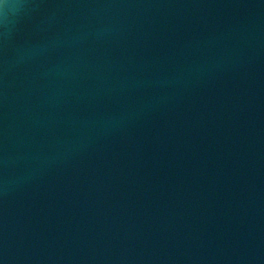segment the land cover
Returning <instances> with one entry per match:
<instances>
[{"label": "water", "instance_id": "1", "mask_svg": "<svg viewBox=\"0 0 264 264\" xmlns=\"http://www.w3.org/2000/svg\"><path fill=\"white\" fill-rule=\"evenodd\" d=\"M0 264H264V0H0Z\"/></svg>", "mask_w": 264, "mask_h": 264}]
</instances>
